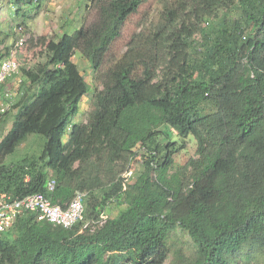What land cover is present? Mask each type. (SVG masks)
<instances>
[{"label":"trees","instance_id":"obj_1","mask_svg":"<svg viewBox=\"0 0 264 264\" xmlns=\"http://www.w3.org/2000/svg\"><path fill=\"white\" fill-rule=\"evenodd\" d=\"M143 2L99 0L90 26L36 40L44 62L21 68L16 113L0 140V199L42 193L64 208L83 192L84 217L63 229L18 215L0 234V264H164L177 228L196 247L185 264H230L245 246L264 250V0H175L168 26L130 41L102 71ZM76 50L101 85L82 123L72 119L90 86ZM30 135L42 140L39 154L6 164ZM188 138L195 156L175 167ZM138 156L141 170L124 183ZM112 203L125 208L89 233Z\"/></svg>","mask_w":264,"mask_h":264},{"label":"rangeland","instance_id":"obj_2","mask_svg":"<svg viewBox=\"0 0 264 264\" xmlns=\"http://www.w3.org/2000/svg\"><path fill=\"white\" fill-rule=\"evenodd\" d=\"M17 0H0V61L12 57L19 65V73L10 77L4 87L11 95V103L16 101L20 81H23L21 68L32 69L39 63H43L45 56L42 47L36 40L45 37L49 40H57L62 33H72L80 27H88L96 21L99 0H25L17 4ZM105 1V0H101ZM175 0H144L136 13L131 15L122 27L119 36L112 42L104 56L105 70L113 61L120 58L127 50L128 43L135 41L143 43L146 36H153L161 25H167V11L172 8ZM226 16L223 11L220 16ZM235 16V12L231 14ZM208 22L216 24L217 18H211ZM179 27V25H177ZM22 29L26 43L23 48L14 52L16 34ZM32 39V41H29ZM196 45L200 42L199 35L193 36ZM199 48V47H197ZM6 53V54H5ZM78 66L90 91L79 104V110L72 119L73 123L86 121L87 113L91 109L92 95L95 90L101 89V85L94 79L93 71L87 59L75 51L72 58ZM16 109H9L6 116L0 115V140L9 130ZM65 140V137H64ZM42 140L36 135L28 136L24 141L16 145L15 151L8 155L5 163L23 160L32 154H39ZM195 142L192 138L185 140V149L174 156L175 167L182 166L195 156ZM141 155V151H139ZM143 156H138L131 165L133 175L139 173L142 168ZM125 205L112 203L103 212L108 218H114ZM107 218V219H108ZM106 219V220H107ZM104 221L91 224L89 233L98 230ZM169 254L164 264H185L193 258L196 247L189 236L177 228L172 231L167 239ZM230 264H264V250L245 246L238 254L229 258Z\"/></svg>","mask_w":264,"mask_h":264},{"label":"built area","instance_id":"obj_3","mask_svg":"<svg viewBox=\"0 0 264 264\" xmlns=\"http://www.w3.org/2000/svg\"><path fill=\"white\" fill-rule=\"evenodd\" d=\"M20 31V29H19ZM22 35L14 44V52L24 47L26 38ZM19 65L14 58L8 57L0 61V114H3L12 106L11 95L4 87L10 77L19 73ZM132 168L124 175V183L132 176ZM55 181L49 179L46 182V193L54 190ZM125 188V185H123ZM85 193L76 192L70 201L62 208L58 204H53L46 194L37 193L22 198H11L2 196L0 199V234L6 232L15 221L16 217L22 213L29 212L35 215L37 222H47L53 226L63 229H71L84 217ZM108 217L103 213L99 219L105 221Z\"/></svg>","mask_w":264,"mask_h":264},{"label":"clouds","instance_id":"obj_4","mask_svg":"<svg viewBox=\"0 0 264 264\" xmlns=\"http://www.w3.org/2000/svg\"><path fill=\"white\" fill-rule=\"evenodd\" d=\"M109 219V218H108Z\"/></svg>","mask_w":264,"mask_h":264}]
</instances>
